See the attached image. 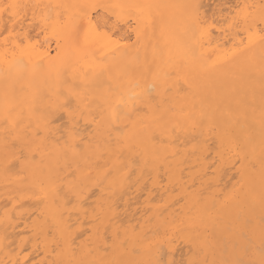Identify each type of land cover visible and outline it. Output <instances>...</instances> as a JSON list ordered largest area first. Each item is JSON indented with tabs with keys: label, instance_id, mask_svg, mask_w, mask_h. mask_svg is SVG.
Here are the masks:
<instances>
[{
	"label": "bare ground",
	"instance_id": "6f19581e",
	"mask_svg": "<svg viewBox=\"0 0 264 264\" xmlns=\"http://www.w3.org/2000/svg\"><path fill=\"white\" fill-rule=\"evenodd\" d=\"M181 241L264 264V0H0V264Z\"/></svg>",
	"mask_w": 264,
	"mask_h": 264
},
{
	"label": "rangeland",
	"instance_id": "374dc122",
	"mask_svg": "<svg viewBox=\"0 0 264 264\" xmlns=\"http://www.w3.org/2000/svg\"><path fill=\"white\" fill-rule=\"evenodd\" d=\"M227 1H229V0H227ZM2 31H3V29H2ZM4 32H5V28H4ZM3 33V32H2ZM7 33V32H6ZM6 33H3V34H6ZM3 34H1V35H3ZM3 36H5V35H3ZM236 170V169H235ZM235 170L233 169V171H232V173H234L235 172ZM28 202H30V201H28ZM27 202V204H29ZM31 206V205H30ZM28 207V206H27ZM180 243V242H179ZM187 246H189V244H186V243H184V242H182L181 241V244H179V246H178V249H179V252L178 253H180L181 255H179V256H177V262H179V264H181L180 262L182 261V263L184 262V261H186V259L185 258H187L188 257V255L190 254V253H188V254H186L187 253V251L188 250H190L191 251V249H188L189 247H187ZM181 247V248H180ZM182 247H184V249H182ZM191 248V247H190ZM187 249V250H186ZM181 251V252H180ZM186 254V255H185ZM187 256V257H186ZM179 258H180V260H179ZM185 259V260H184ZM183 264H190V263H183Z\"/></svg>",
	"mask_w": 264,
	"mask_h": 264
}]
</instances>
